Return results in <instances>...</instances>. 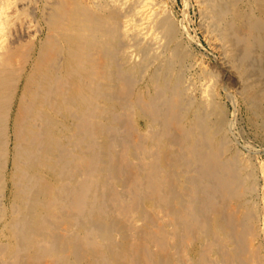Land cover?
Listing matches in <instances>:
<instances>
[{"label": "bare ground", "instance_id": "1", "mask_svg": "<svg viewBox=\"0 0 264 264\" xmlns=\"http://www.w3.org/2000/svg\"><path fill=\"white\" fill-rule=\"evenodd\" d=\"M197 1L262 126L264 0ZM42 2L0 0V264H264L257 183L165 0Z\"/></svg>", "mask_w": 264, "mask_h": 264}, {"label": "rangeland", "instance_id": "2", "mask_svg": "<svg viewBox=\"0 0 264 264\" xmlns=\"http://www.w3.org/2000/svg\"><path fill=\"white\" fill-rule=\"evenodd\" d=\"M36 1H38L37 5L42 6V1L44 0ZM165 2L174 14L173 18L178 30V37L183 45L180 56L176 59L175 68L184 75L187 81H193V83L196 84H199L203 78V80H206L205 78L209 72L208 70L216 74L215 77H211L212 79H210V82L215 88V96L219 105L217 110L221 111L222 109L225 112L226 122L231 128V135L235 141L232 151L237 153L240 161L242 160L241 163L237 160L239 164H237L238 168H236L238 173H241L239 174L243 181V186L246 185V189H249L250 186H252V188L256 186L255 190L248 194V197L252 199L255 206L262 212L259 224L264 231V122L262 126L255 124L246 102L243 97L240 96V85L237 81V77L232 72L226 71V69L222 67V63H220L222 62L221 50L215 46L213 39H211V33L208 31L207 27H205L199 2L197 0H165ZM28 12H30V9ZM36 13L38 15L40 10L37 9ZM195 60H197V62ZM206 67H208V69H206ZM183 70L184 73L182 72ZM205 70L207 71L206 73ZM202 75H204V77ZM235 147L237 149H235ZM246 162H249L247 164L250 165L245 168ZM250 171H252L253 174ZM247 174H251V176ZM243 175L245 177H243ZM246 175L249 178H246ZM254 181L255 183H253ZM253 184L256 185L254 186ZM256 200L257 202H255ZM263 235L264 232L261 238V241L264 243Z\"/></svg>", "mask_w": 264, "mask_h": 264}]
</instances>
